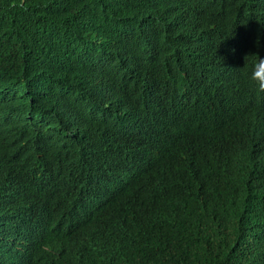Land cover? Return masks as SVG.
<instances>
[{
    "label": "trees",
    "instance_id": "obj_1",
    "mask_svg": "<svg viewBox=\"0 0 264 264\" xmlns=\"http://www.w3.org/2000/svg\"><path fill=\"white\" fill-rule=\"evenodd\" d=\"M257 43L264 0H0V264H264Z\"/></svg>",
    "mask_w": 264,
    "mask_h": 264
},
{
    "label": "bare ground",
    "instance_id": "obj_2",
    "mask_svg": "<svg viewBox=\"0 0 264 264\" xmlns=\"http://www.w3.org/2000/svg\"><path fill=\"white\" fill-rule=\"evenodd\" d=\"M125 1H128V0H125ZM115 2H116V5L118 6L120 3H121V0H115ZM110 3H107V5H109ZM244 30H246L245 32H250V31H248L249 29H247V28H244ZM150 36H152V35H150ZM251 38H245V39H239L238 38V42H243V41H245V40H250ZM153 40H155V39H153ZM254 40H256V38L254 39ZM257 42V41H256ZM141 44V43H140ZM259 44L260 43H257L256 45H253V46H251V47H246V48H237L238 46H236V48L235 49H238V50H240L243 54H245V55H250V54H254L255 53V56H257L261 51L260 50H262V51H264V46H259ZM92 48H97L98 50H100L101 49V47H99V46H95V47H92ZM107 48H108V46H107ZM134 48V47H133ZM231 52L232 51V47H230L229 49H228V52ZM144 54L146 53V52H143ZM96 56H101V55H96ZM149 58V59H148ZM160 57H157V56H150L149 57V55L147 56L146 54L145 55H143V56H138V57H136V59H135V62L134 63H137V62H145V61H148V63H149V61H152V60H158ZM249 58V59H248ZM151 59V60H150ZM264 59V58H263ZM98 61H102L101 59H99ZM247 61V62H246ZM251 61V59H250V56H248V57H242V62L244 63L243 65H249V62ZM148 63L146 64V66L148 65ZM129 65V64H128ZM128 65L126 66L127 68H128ZM115 71V70H114ZM121 71V73H122V71H124V70H120ZM125 73V72H124ZM123 75V74H122ZM125 75V74H124ZM98 78H100V76H98ZM120 79V78H119ZM219 81H220V79H217V82L219 83ZM217 82H216V84H217ZM215 84V85H216ZM156 86V85H155ZM204 85H202L201 87H203ZM214 87V85H212V84H209L208 85V88H213ZM24 89H22V91H23ZM202 93V92H201ZM194 97V96H193ZM198 102V101H197ZM199 104H200V102H198ZM10 109V108H9ZM8 111H11V110H8ZM41 114H43V113H41ZM0 117H2V116H0ZM23 122H24V120H22ZM12 122H15V121H13L12 120ZM110 122V121H109ZM0 123H4V125H5V122H4V120H0ZM153 123L155 124V122L153 121ZM162 125H163V122L161 123ZM1 129V128H0ZM2 131V130H1ZM31 132H37V130H33V129H31L30 130ZM65 134H67L68 132H70V130H62ZM136 131V130H135ZM12 132V131H11ZM127 133L129 132V131H126ZM115 133V132H114ZM116 133H120V131H117ZM126 133V134H127ZM151 133H153V134H155V131L154 130H151ZM4 139L6 140V142H10V141H12V140H15L16 138L15 137H12L11 135H4ZM154 140V139H153ZM2 142V140H0V143ZM165 142V141H164ZM20 143H23V142H20ZM22 147L20 146L19 148H18V150L19 149H21ZM19 161H21L22 159L19 157V158H17ZM81 160V159H80ZM68 167V166H67ZM61 167L59 166V167H56V170L57 169H60ZM64 168V167H63ZM139 170H141V169H139V168H137L136 169V171H139ZM47 171H49V169H47ZM135 176H129L128 177V174L125 176V179L124 180H128V178H134ZM50 179H54L55 178V176H52V175H50V177H49ZM107 179H109L108 177H107ZM110 180V179H109ZM123 180V179H122ZM116 182V181H115ZM117 183V182H116ZM58 184H48V186H47V189H49L50 188V186H53V187H55V188H59L60 187V185L59 186H57ZM123 187H125V185H117L116 186V188H123ZM16 190L17 189H15L14 190V193L16 194ZM106 198H109V197H106ZM92 201H94V200H92V198H91V200H89L88 202H87V204H86V206L87 205H89L88 207H90L91 206V204L92 203H90V202H92ZM46 205V204H45ZM43 206H44V204H43ZM34 225V224H33ZM210 227V226H209ZM208 227V228H209ZM24 236H26V235H24ZM23 236V237H24ZM16 237L17 236H15L14 237V243L16 242ZM8 241V240H7ZM3 249H7L8 250V248H9V245L8 244H4L3 246ZM14 250H16V249H14ZM23 264H25V263H23Z\"/></svg>",
    "mask_w": 264,
    "mask_h": 264
},
{
    "label": "water",
    "instance_id": "obj_3",
    "mask_svg": "<svg viewBox=\"0 0 264 264\" xmlns=\"http://www.w3.org/2000/svg\"><path fill=\"white\" fill-rule=\"evenodd\" d=\"M230 44H231V46L232 47H234L235 46V43H231L230 42ZM248 46V44H239V48H246ZM232 52V51H231ZM233 55H231V57H230V59H228V61H231V67L232 68H234V65H233V63H241L242 62V60H240L241 59V56L242 55H245V54H243L240 50H237V51H235L234 50V52L232 53ZM205 55V54H204ZM207 55V54H206ZM206 55L205 56H202L201 55V57H203V59H204V57H206ZM209 59V58H208ZM153 61L155 62V60H152V61H149V63H148V68L146 67L145 68V70L144 71H150V72H153V69H152V67H153ZM161 62V64L162 63H164V62H162V60L160 61L159 59L158 60H156V63H160ZM247 62V61H246ZM129 69V68H128ZM206 69V68H205ZM216 69V67H214V70ZM158 71V70H157ZM159 71H161L160 69H159ZM208 71L209 72H212L213 73V71H210L209 69H208ZM216 71V70H215ZM150 79V78H149ZM151 80V79H150ZM215 81V80H214ZM214 81H206L205 79H202L201 80V82H202V85H204V84H212V85H214V88H213V90L214 89H216V90H218V91H221V90H223V91H227V90H230V88H231V86L229 85V84H227V83H225V82H217V84H216V82H214ZM216 84V85H215ZM204 87H205V85H204ZM155 101H157L158 103L160 102V98H156L155 99ZM159 105V104H158ZM159 110V109H158ZM162 120H164L163 122H165L166 124H170L171 122H172V119L171 118H165V119H162ZM6 125L7 124H0V126L3 128V127H6ZM169 126V125H168ZM5 144H6V142H5V140H2V142L0 143V148H1V146H2V149L3 148H5L8 144H9V142L6 144V146H5ZM105 198L106 197H104L103 199L105 200ZM51 201V200H50ZM85 212V211H84ZM86 213V212H85ZM72 221V220H71ZM74 222L75 221H78L76 218L73 220ZM105 223H111L109 220H106L105 222H104V224ZM118 224H112V227H113V229L114 230H116L117 228H118ZM102 230V229H101ZM102 233H110V231H108V230H106L105 231V227H104V229L102 230ZM17 248V247H16ZM18 249V248H17ZM19 253V250L17 251H14V253H13V255H17ZM12 254V253H11ZM23 262H18V263H16V264H22Z\"/></svg>",
    "mask_w": 264,
    "mask_h": 264
},
{
    "label": "clouds",
    "instance_id": "obj_4",
    "mask_svg": "<svg viewBox=\"0 0 264 264\" xmlns=\"http://www.w3.org/2000/svg\"><path fill=\"white\" fill-rule=\"evenodd\" d=\"M264 51L258 54L256 61L254 62L252 72L249 79L258 84V90L264 93Z\"/></svg>",
    "mask_w": 264,
    "mask_h": 264
}]
</instances>
